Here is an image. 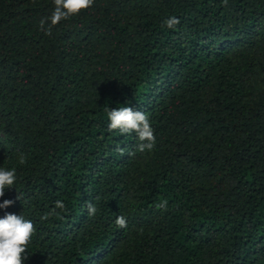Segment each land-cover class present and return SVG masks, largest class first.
<instances>
[{
	"label": "trees",
	"instance_id": "obj_1",
	"mask_svg": "<svg viewBox=\"0 0 264 264\" xmlns=\"http://www.w3.org/2000/svg\"><path fill=\"white\" fill-rule=\"evenodd\" d=\"M53 11L0 0V218L33 222L25 264H264V0H94L47 35ZM123 106L151 151L108 131Z\"/></svg>",
	"mask_w": 264,
	"mask_h": 264
},
{
	"label": "clouds",
	"instance_id": "obj_2",
	"mask_svg": "<svg viewBox=\"0 0 264 264\" xmlns=\"http://www.w3.org/2000/svg\"><path fill=\"white\" fill-rule=\"evenodd\" d=\"M54 11L47 18L50 26L45 29L46 20L40 21V27L45 34L51 35L53 26L58 25L63 20H68L79 15L82 11L92 7L94 0H53ZM227 3V0H224ZM180 24V20L176 17H169L164 21V25L168 29H175ZM108 131H119L121 134L135 133L139 140L138 151H151L156 143L154 130L150 124L148 116L142 111H134L131 107L123 106L117 109H108ZM21 164L26 162L25 157L21 155ZM16 182V170H6L0 168V198L5 195L6 189H12ZM17 199H19L17 197ZM12 200H3L0 203V209H7L13 205ZM167 201L159 204V208H166ZM88 214L95 216L96 207L88 203L86 205ZM65 205L62 201L55 202V208L51 214L56 213V209L63 210ZM48 219V215L42 217ZM117 227L123 229L127 227V221L123 216H118L115 220ZM36 232V228L31 220L25 219L23 215L7 213L0 218V264H25L28 258L25 254L28 246L32 241V237Z\"/></svg>",
	"mask_w": 264,
	"mask_h": 264
}]
</instances>
